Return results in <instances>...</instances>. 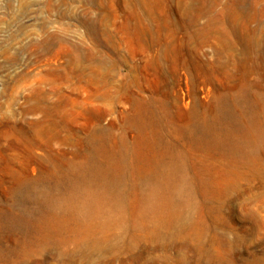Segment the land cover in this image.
Masks as SVG:
<instances>
[{"label": "rangeland", "instance_id": "374dc122", "mask_svg": "<svg viewBox=\"0 0 264 264\" xmlns=\"http://www.w3.org/2000/svg\"><path fill=\"white\" fill-rule=\"evenodd\" d=\"M0 264H264V0H0Z\"/></svg>", "mask_w": 264, "mask_h": 264}]
</instances>
